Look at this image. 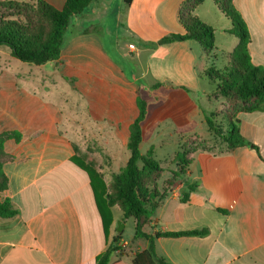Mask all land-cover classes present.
<instances>
[{
  "label": "crops",
  "instance_id": "1",
  "mask_svg": "<svg viewBox=\"0 0 264 264\" xmlns=\"http://www.w3.org/2000/svg\"><path fill=\"white\" fill-rule=\"evenodd\" d=\"M44 1L62 9L66 0ZM184 2L93 0L71 19L60 58L43 65L21 62L0 48V138L7 136L0 201L11 200L19 212L0 218V264H97L116 235L118 206L107 241L89 174L73 160L93 167L110 190L130 157L142 83L148 99L140 150L145 130L151 137L147 153L154 156L165 143L155 139L168 136L164 128L182 129L171 155L175 162L183 137L194 136L196 126L201 130L205 112L192 92L202 87L201 68L214 66L209 58L218 47L207 56L192 40L160 43L184 34ZM233 4L251 36L252 63L264 68V0ZM238 118L242 137L257 149L195 152L144 227L147 234L208 230L205 237L156 238L157 255L170 264H264V112ZM167 170L166 181L177 169ZM193 184L197 189L182 202ZM121 240L135 241L123 234ZM138 241L137 250L147 248L148 241ZM117 261L113 255L110 264Z\"/></svg>",
  "mask_w": 264,
  "mask_h": 264
},
{
  "label": "trees",
  "instance_id": "2",
  "mask_svg": "<svg viewBox=\"0 0 264 264\" xmlns=\"http://www.w3.org/2000/svg\"><path fill=\"white\" fill-rule=\"evenodd\" d=\"M92 1L66 0L62 9H56L44 0L30 3L7 0L6 8L13 12L0 20V48H9L11 55L24 63L43 65L58 60L64 35L71 19L82 13ZM205 1L207 0H185L180 11V20L185 29L184 34H172L162 39L160 43L192 40L203 48L207 56H211L216 49L214 29L201 21L195 13ZM131 2L132 0H125L127 5ZM214 2L231 21L232 27L227 32L236 37L239 43L229 56L228 66L220 70L211 66L202 72V77L208 79L215 88L216 94L228 101L238 102L242 104V107L231 116L209 115L205 112V121L208 129L221 139L219 151L241 146H251L257 149L242 137L238 114L264 112V68L252 63L249 53L251 36L233 0H214ZM138 107L139 116L130 126L129 160L118 174L113 175L109 191L103 177L93 167L82 165L76 160L73 161L89 174L107 241L113 224L112 208L118 206L123 215L122 220L134 218L136 221L134 240L148 241L146 249L135 252L131 264H170L157 255L156 238L205 237L208 235V230L157 232L155 234H147L144 231V227L150 222L154 211L167 194V188L171 187L181 175H185L190 164V160H187L190 151L182 147V152L176 156L180 170L173 172L172 179L167 180L163 187L159 186V178L164 169L153 158L152 151L142 154L140 150L143 141L142 123L147 115V102L140 96ZM220 117H223L222 125L217 124V118ZM14 136L18 138L17 133H14ZM6 137L0 138V157L4 151ZM199 150L211 151L213 149ZM5 181L3 162L0 159V191L6 189ZM196 189V185H190L187 188L188 191L185 190L181 194V201L187 202L189 191ZM18 213L11 200L0 201V218H13ZM122 234L123 232L119 233L117 230L107 250L97 257V264H110L113 255L121 251L122 248L118 246V243H120Z\"/></svg>",
  "mask_w": 264,
  "mask_h": 264
},
{
  "label": "rangeland",
  "instance_id": "3",
  "mask_svg": "<svg viewBox=\"0 0 264 264\" xmlns=\"http://www.w3.org/2000/svg\"><path fill=\"white\" fill-rule=\"evenodd\" d=\"M7 0L0 2V20L7 16L12 14L13 11L8 10L6 8ZM200 11V20L204 23L210 25L214 29L215 34V41H216V47H218V51L214 52L216 53V57L214 54L209 58V61L215 62L214 68L217 70L224 69V67L228 66L230 64V52L233 50L234 44H238L239 40L234 37L233 35H230L227 30L232 27L231 21L225 17L223 12L220 10L218 6H216L214 0H207L205 1L202 6L199 8ZM132 43L136 42L134 40H130ZM206 58V57H205ZM139 67L136 63L132 65V68ZM205 67V68H203ZM209 64L206 66L205 63L203 64L201 69H209ZM185 72V71H184ZM185 74H187L185 72ZM149 79H153L151 76H149ZM202 87H200L199 90L192 92L193 97L197 100L200 107H202V111L206 112L207 114H216L220 116H231V114L235 113L236 110L240 109L242 107V104L238 102L228 101L221 97L219 94H216L214 91V87L211 85V83L207 79H202L201 81ZM141 93H142V99L146 100L147 98V87L145 83L141 84ZM203 115V114H202ZM223 118V117H222ZM222 118H217V124L222 125L224 121H222ZM201 124V130L199 126H196L192 129V131H197L194 136H185L184 138V145L182 146L183 149L189 150L190 152L187 155V160L191 158V156L195 153V151H198L199 149H206L211 148L214 151L218 150L220 148V142L221 139L217 137L214 133H212L206 124V121L204 119ZM178 126L181 127V124ZM166 127V126H164ZM179 128V127H178ZM164 134H167L168 136L165 137H159L156 138L155 141H161L162 139L165 141L163 145H161L160 148H158L153 156V158L159 162L160 166L164 168V172L160 175L159 178V186L163 187V185L166 183V177L167 172L169 169L170 171H174V169H177L176 172L180 170L179 168V161L175 160V162H172L171 155L176 152L178 149V140L179 132L183 131L175 130L173 132V129L171 128H164ZM187 131V130H186ZM223 131L224 128H223ZM172 133V134H170ZM225 133V132H224ZM170 134V136H169ZM151 140V137L149 136V133L147 130L144 131V142L141 146V152L144 154H147V151L150 149L149 141ZM156 142V143H157ZM158 144V143H157ZM182 165V164H181ZM184 175H181L179 177L180 179L183 178ZM165 180V181H164ZM114 216L118 219L117 221V227L118 224L121 222V224L124 225L123 228V238L126 240H130L135 235V225L136 221L134 218H128L126 220H122V213L118 207L113 209ZM139 241H134L133 243H130L128 245H124L123 241L120 240V243H118V246L121 247V251L117 252L115 254V258L118 259V261L115 264H121L124 260L132 259L135 251L137 250ZM132 262V260H130Z\"/></svg>",
  "mask_w": 264,
  "mask_h": 264
},
{
  "label": "water",
  "instance_id": "4",
  "mask_svg": "<svg viewBox=\"0 0 264 264\" xmlns=\"http://www.w3.org/2000/svg\"><path fill=\"white\" fill-rule=\"evenodd\" d=\"M123 228H124V225L123 224H121V222L118 224V232L119 233H121V232H123Z\"/></svg>",
  "mask_w": 264,
  "mask_h": 264
}]
</instances>
